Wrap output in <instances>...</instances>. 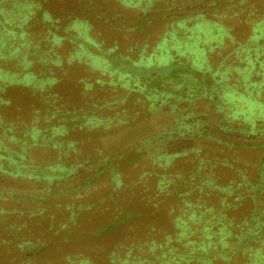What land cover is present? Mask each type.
Instances as JSON below:
<instances>
[{
	"label": "trees",
	"instance_id": "1",
	"mask_svg": "<svg viewBox=\"0 0 264 264\" xmlns=\"http://www.w3.org/2000/svg\"><path fill=\"white\" fill-rule=\"evenodd\" d=\"M3 1L0 0V5ZM90 1L92 5H99L95 0ZM248 1L104 0L100 3L102 6L108 3L115 6L108 14L100 8L98 17L106 16L119 31L125 29L127 33L143 37L137 45L127 49L115 39L104 50L101 41L90 33L87 39L92 43L86 41V35L92 29L91 23L88 19L74 20L70 28L77 34L70 38V42L77 44L72 58L90 57L93 66L100 67L104 75H109L108 80H98L110 89H122V93L111 102L95 104L96 110L92 113L80 107L73 111L65 109V103L60 107L50 106L45 119L49 122L57 118L58 122L50 127H40L33 121L18 136L14 123L3 127L2 134L15 143L19 151L0 143V186L3 176L21 183H32V186L35 182H43L44 186L21 197L0 190V200L11 198L26 204L47 202L55 197V186L62 181L67 182L70 175L80 170L95 171V177L117 168L119 162L109 156L103 157L96 165L89 163L91 157L78 162L64 161L63 156L77 151L74 141L64 139L72 131L84 127L93 130L100 125L105 130L116 127L117 142L132 130L153 127L134 139L132 153L125 159L126 165L139 166L142 174L137 182L125 187L135 193L136 186H139L141 200L150 204L149 212L166 214V228L162 230L152 224L147 226L146 232H133L129 240L106 255V263L264 264V120L258 117L259 109L257 116H251L250 103L243 102L241 96L232 100L228 95L231 90H236L242 97L264 104L261 96L264 80L248 83L255 70L264 76V58L259 60V56L264 55V43H258L264 39V1L255 7L247 6ZM26 2L28 0L17 1L13 9L0 8V60L17 59L21 54L17 50L24 44L21 35L26 31H17L14 27L22 28L30 18L20 7ZM39 6L41 4H36ZM159 10L164 14L153 13ZM175 10L179 12L174 13ZM14 15L20 16V23H12ZM43 15L44 20L53 22L50 11L45 10ZM234 20H239L240 25H250L252 29L247 43H239L232 52H228L231 53L230 59L234 52L240 61H245V67H234L233 61L224 67L226 62H219L217 69L213 70L211 58L219 51L228 50L227 39L231 43L236 41L233 34L236 35L238 24L230 25ZM207 25L216 36L225 35L228 31L230 37H225L222 45L211 42ZM51 39L53 43L60 44L65 37L54 34ZM192 44L196 45L197 51L191 49ZM58 62L61 63L59 57L52 61L53 64ZM23 68L16 72H30ZM232 68L243 74V81L238 80L239 84L226 82ZM245 70L249 74L248 79H245ZM7 73L11 72L0 65V84L4 86L14 82L5 78ZM206 73L211 75V83L207 82ZM26 82L23 79L16 84L26 85ZM93 85L94 82L87 90ZM249 86L257 91L249 90ZM105 108L110 112L101 116ZM154 122L159 123L158 127ZM107 136L111 140L114 135ZM204 142L221 146L220 155L210 157L205 152L207 143ZM36 148L57 150L59 158L56 162L39 164L27 156L28 150ZM236 150L261 153L256 169L255 166L243 165ZM188 157L193 160L186 172L182 168L173 169L177 159ZM114 175L116 187L121 189L120 174ZM43 209L27 213L30 224L34 221L40 223L38 220L43 219ZM12 212L17 217L12 218L5 229H9L6 232L12 237L19 238L21 229L29 222L18 224L16 219L24 212L18 208ZM8 213L11 211L0 208V216L4 215L0 220L7 221L10 216L5 214ZM130 214L134 217L138 213L124 211L122 219H116L100 230L114 229L119 220H126L124 217ZM142 214L147 216L148 212ZM72 215H75L74 211ZM36 242L22 238L18 243L20 252L12 260L24 256L27 260L22 264H32L30 257L44 251L46 246L43 243L40 249L32 251L33 247H39L41 241ZM70 264H93V261L82 258L70 260Z\"/></svg>",
	"mask_w": 264,
	"mask_h": 264
},
{
	"label": "rangeland",
	"instance_id": "2",
	"mask_svg": "<svg viewBox=\"0 0 264 264\" xmlns=\"http://www.w3.org/2000/svg\"><path fill=\"white\" fill-rule=\"evenodd\" d=\"M17 1L26 0H4L0 8L13 9ZM102 1L104 0H95L100 6L92 5L90 0H28L26 4H21L20 7L30 16L22 28L14 27L17 31H26V33L21 35L24 44L20 50H17L21 54L17 59L0 60L1 67L11 72L10 74L7 73L5 78L11 82L14 81L13 84H9L8 86L0 84V121L2 122L0 125V143L7 144L13 151H19L15 143L10 142L2 134L3 127L8 126L11 122L12 125L13 123L16 125L15 134L17 136L22 135L23 131L33 124V121L44 128L58 124L57 118H53L49 122L45 119L47 109L50 106L55 108V105H59L60 107L65 103V109L73 111L75 107H80L84 110L88 109L92 113L96 110L95 104L108 103L120 96L122 89H110L107 85H103L101 80H98V78L108 80L109 75H104L100 67L93 66L91 59H89L90 57L79 59L76 56L72 58V55L76 53V48L74 47L77 44L70 42V38H73V35L77 34L76 30L70 28L74 20L88 19L92 25V29H89L90 31L87 33L85 40L90 41L87 39L90 33L99 42L101 41L104 50L113 44V40L115 41V39L121 43L124 49L135 46L142 40L143 37H140L136 33L133 35V33L125 32V29L123 31L117 30L106 16L102 18L98 17V10L100 8L104 13L108 14V11H111L113 6H115L113 3L102 6L100 4ZM263 1L249 0L247 6L255 7L257 4L263 3ZM38 3L41 6L36 7ZM45 10L51 12L52 17H50L53 19V22L43 19V12ZM175 12L178 13L179 11L175 10ZM153 13L162 15L164 11H153ZM19 17V15L12 16V23H20L18 21ZM58 18L59 20L56 21ZM238 21H231L230 25L237 26ZM87 26L90 25L87 24ZM7 27L10 28L8 25ZM207 27V30L210 31L209 37L211 42H218L222 45L224 38L230 37L227 34L228 31L225 35L216 36L208 25ZM221 28L220 25L219 29L222 30ZM205 30L203 29V31ZM251 31L250 25L238 24L235 29L236 35L233 34L236 41L231 43V40L227 39L230 45L228 50H222V47L218 46L219 50L224 52L220 53L219 51L218 55L220 57L217 55L211 58L212 69L216 70L219 62H226L224 64L225 67L231 61H233L231 63H233L234 67H245V61H240V58L234 52L230 59L229 54L231 53L228 52H232L239 43H247ZM54 34L64 36L65 39L60 44H55L51 39ZM103 41L105 42L103 43ZM9 42L12 41L9 40ZM90 42L92 43V41ZM258 43H264V39H261ZM190 46L193 51H197L196 45L192 44ZM94 52L98 51L95 50ZM226 53L228 54L225 55ZM86 56L90 55L86 54ZM58 57L61 63L53 64L52 61ZM106 57L110 56L107 55ZM263 58L264 55L259 56V60ZM224 67L221 70H224ZM22 68L26 71L29 70L31 73L22 74L16 72ZM227 75L228 79L226 82L228 84L234 82H238L239 84V81H243V74L236 71L235 68H232L231 72ZM248 77L249 74L247 72L245 79H248ZM23 79L27 81L26 85L25 83L16 84L18 80ZM206 80L209 83L212 82V77L209 73H206ZM261 80H264L262 72L259 73L255 70L249 77L248 83ZM93 82V88L87 90L92 87ZM252 89L253 92L257 91L256 88L249 86V90ZM228 95L232 100H236L241 96L240 98H242L243 102L250 103L249 113H252L251 116H257V110L259 109L258 117L264 120V104L254 102L248 97H242L236 90H231ZM261 96L264 98V86ZM101 112V116H107L110 109L105 108ZM155 125L158 127L159 123H155ZM144 130H132V132L127 133V137L119 138L117 142L115 141L118 139L117 134L115 135L117 132L116 127H111L108 130H105L101 125L93 130L84 127L75 132L72 131L69 135H65V141H74L76 143L75 147L77 151L75 153L71 151L69 156H63L64 161L68 163L78 162L91 157L89 158L90 162H88L96 165L103 157L109 156L119 162L117 168L113 172L108 170L95 177V171L84 172L80 170L70 175L67 182L62 181L55 186L53 189L55 197L47 202L26 204L11 198L0 200V208L11 211V213L5 214L6 216H10L7 221L3 222V220H0V264H22L26 262L27 258L24 256L12 260V257L20 252L18 243L22 238L32 240L34 244L37 243V240L41 241L39 242V247H33L32 251L40 249L42 244L46 243L44 251L30 257L32 264H70V260L77 261L82 258L93 261V264H108L105 260L106 255L117 249L120 243L129 240L134 235L133 232L137 234L146 232L147 226L152 224L165 230L167 224L166 214H151L149 212L151 210L150 204H146L141 200L142 194L138 192L139 186H136L135 193H132L129 188L125 187L137 182L139 176L142 174V169L139 166H128L125 159L132 153L131 149L135 143L134 139L143 133ZM108 134L114 135L111 140L107 136ZM205 146V152H208L210 157L215 156L214 154H219V150L221 149V146L215 143H207ZM236 151L243 165L249 168L255 166L254 170L256 169L262 155L261 153L253 154L246 153L245 151ZM27 156H29L28 158L35 159L39 164L43 161L45 163H52L58 160L59 153L57 150H50L48 148H36L28 150ZM192 160L191 157L177 159L173 169L182 168L186 172ZM2 173L4 174L3 171ZM115 173L120 174V179L123 182L121 189L116 187ZM72 176L74 177L73 181L71 180ZM27 183H21L18 180H12L3 176L0 190L5 194L10 193L21 197L24 195L28 196L29 193H33L44 186L43 182H35L33 186L32 183ZM67 206L69 207L67 208ZM42 207H44L43 219L38 220L40 221L39 224L35 223V221L30 224L27 213L38 211ZM16 208L24 212L22 215L20 213L19 219H16V222L18 224L22 221L29 222L26 227L21 229L19 238L12 237L9 232H6L9 229H5V226L9 225L13 220L12 218L15 219L17 217L12 212ZM72 211L75 212L74 216L72 215ZM124 211L138 214H135L134 217L133 214H130L124 217L126 220H119L118 225L114 229L100 230L108 223L116 219H122V212ZM145 212H148L147 216L142 214ZM3 216L1 215L0 219H3ZM3 240L5 243H3ZM24 249H27V247Z\"/></svg>",
	"mask_w": 264,
	"mask_h": 264
},
{
	"label": "flooded vegetation",
	"instance_id": "3",
	"mask_svg": "<svg viewBox=\"0 0 264 264\" xmlns=\"http://www.w3.org/2000/svg\"><path fill=\"white\" fill-rule=\"evenodd\" d=\"M43 17H44V15H43ZM18 33H21V32H18Z\"/></svg>",
	"mask_w": 264,
	"mask_h": 264
}]
</instances>
